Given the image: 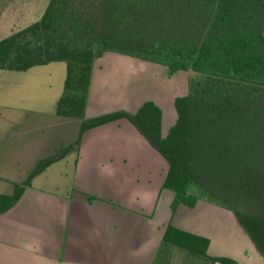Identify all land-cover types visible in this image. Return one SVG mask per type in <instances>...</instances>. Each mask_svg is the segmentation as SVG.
<instances>
[{
    "label": "trees",
    "instance_id": "trees-1",
    "mask_svg": "<svg viewBox=\"0 0 264 264\" xmlns=\"http://www.w3.org/2000/svg\"><path fill=\"white\" fill-rule=\"evenodd\" d=\"M104 52L196 73L166 136L152 103L136 115L86 117L93 63ZM53 62L67 66L56 114L80 121L75 144L89 130L127 119L167 162L164 186L178 202L193 207L203 199L264 225V0H50L39 21L0 41V70ZM75 144L41 160L13 194H0V216ZM175 234L206 255L207 239L174 228L165 239Z\"/></svg>",
    "mask_w": 264,
    "mask_h": 264
},
{
    "label": "crops",
    "instance_id": "crops-1",
    "mask_svg": "<svg viewBox=\"0 0 264 264\" xmlns=\"http://www.w3.org/2000/svg\"><path fill=\"white\" fill-rule=\"evenodd\" d=\"M43 1L0 0V41L39 21L50 0ZM66 69L53 62L0 70V194H13L41 160L79 138L80 121L56 114ZM93 75L87 118L105 114L90 101ZM18 127L26 129L22 136ZM165 164L127 119L87 131L0 216V264H220L212 259L222 257L264 264L249 247L223 250L220 228L210 221L224 207L178 202L164 186ZM169 228L207 239L206 255L176 234L167 241Z\"/></svg>",
    "mask_w": 264,
    "mask_h": 264
},
{
    "label": "rangeland",
    "instance_id": "rangeland-1",
    "mask_svg": "<svg viewBox=\"0 0 264 264\" xmlns=\"http://www.w3.org/2000/svg\"><path fill=\"white\" fill-rule=\"evenodd\" d=\"M43 2L45 4L46 0ZM93 74L90 101L96 109L105 114L126 112L136 115L146 103H152L160 112L164 137L177 121L176 100L188 95L190 77L196 73L190 68L172 72L169 65L118 52H104L95 58ZM25 130L18 127V135L22 136ZM248 199L250 203L254 202L251 197ZM210 222L219 226L217 236L224 243L226 253L245 251L249 247L259 253L258 257L261 255L263 261L264 225L250 216H237L226 208H221L215 220Z\"/></svg>",
    "mask_w": 264,
    "mask_h": 264
}]
</instances>
